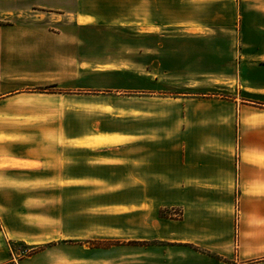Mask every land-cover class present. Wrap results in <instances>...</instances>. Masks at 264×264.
<instances>
[{
  "label": "crops",
  "instance_id": "1",
  "mask_svg": "<svg viewBox=\"0 0 264 264\" xmlns=\"http://www.w3.org/2000/svg\"><path fill=\"white\" fill-rule=\"evenodd\" d=\"M70 2L0 95V264H264V0Z\"/></svg>",
  "mask_w": 264,
  "mask_h": 264
},
{
  "label": "rangeland",
  "instance_id": "2",
  "mask_svg": "<svg viewBox=\"0 0 264 264\" xmlns=\"http://www.w3.org/2000/svg\"><path fill=\"white\" fill-rule=\"evenodd\" d=\"M72 1V0H70ZM69 0H0V40L3 37V43L0 44V95L4 92L13 91V86L19 83L20 76L16 73L14 77V66H19L23 55L29 53L31 39L34 36L30 33L34 27L35 19L46 21V7L57 8L60 6L71 5ZM38 15V17H35ZM53 27V26H52ZM21 77L27 76L22 75ZM2 79V80H1ZM15 82V83H14ZM40 90V89H38ZM44 92L45 89H41ZM6 116L3 123L4 127L0 131L12 132L11 116ZM26 116V115H23ZM26 119L28 117L26 116ZM25 120V119H24ZM15 159L0 161V168L15 169L19 165ZM26 169L32 167L38 168L36 164L25 165ZM24 208L28 206L23 205ZM28 249L22 248V254L28 253Z\"/></svg>",
  "mask_w": 264,
  "mask_h": 264
},
{
  "label": "trees",
  "instance_id": "3",
  "mask_svg": "<svg viewBox=\"0 0 264 264\" xmlns=\"http://www.w3.org/2000/svg\"><path fill=\"white\" fill-rule=\"evenodd\" d=\"M45 92V91H44Z\"/></svg>",
  "mask_w": 264,
  "mask_h": 264
}]
</instances>
